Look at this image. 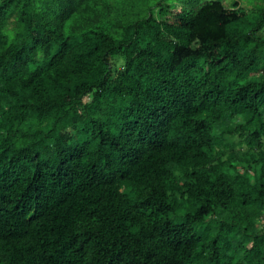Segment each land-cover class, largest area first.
Masks as SVG:
<instances>
[{"label": "trees", "instance_id": "trees-1", "mask_svg": "<svg viewBox=\"0 0 264 264\" xmlns=\"http://www.w3.org/2000/svg\"><path fill=\"white\" fill-rule=\"evenodd\" d=\"M115 1L0 0V264H264V0Z\"/></svg>", "mask_w": 264, "mask_h": 264}, {"label": "rangeland", "instance_id": "rangeland-1", "mask_svg": "<svg viewBox=\"0 0 264 264\" xmlns=\"http://www.w3.org/2000/svg\"><path fill=\"white\" fill-rule=\"evenodd\" d=\"M205 1H220L222 2L226 7H230L234 1H238L241 6L245 8H249L250 6H253L255 4L259 5V0H124L119 1L116 0L115 4L116 6L122 4V8L120 11H129V8L133 11H130L133 13V16H143L147 14V9L156 6L158 3L168 4L172 7L179 8L184 3H192V2H205ZM156 10V9H155ZM154 10V11H155ZM118 66H120V61L117 60Z\"/></svg>", "mask_w": 264, "mask_h": 264}]
</instances>
